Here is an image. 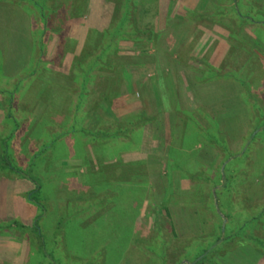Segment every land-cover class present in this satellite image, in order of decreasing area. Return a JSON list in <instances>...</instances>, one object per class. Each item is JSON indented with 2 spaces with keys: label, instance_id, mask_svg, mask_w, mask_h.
<instances>
[{
  "label": "rangeland",
  "instance_id": "obj_1",
  "mask_svg": "<svg viewBox=\"0 0 264 264\" xmlns=\"http://www.w3.org/2000/svg\"><path fill=\"white\" fill-rule=\"evenodd\" d=\"M0 126V264H264V0H0Z\"/></svg>",
  "mask_w": 264,
  "mask_h": 264
},
{
  "label": "trees",
  "instance_id": "obj_2",
  "mask_svg": "<svg viewBox=\"0 0 264 264\" xmlns=\"http://www.w3.org/2000/svg\"><path fill=\"white\" fill-rule=\"evenodd\" d=\"M124 2H127V0L125 1L124 0ZM125 19H127L126 17H125ZM136 23L138 22V21H135ZM119 38H117L116 40L117 41H115V42H112V41H110V44L112 43V45L113 44H118L119 43V40H118ZM111 46V45H110ZM114 49V48H113ZM100 63L102 64V66L101 67H103L102 69H100V73L103 75L104 74V71L106 72V71H109V72H112V71H114V67H118L120 70H122L123 71V69H124V67H123V65L122 64H119V53H117L116 52V50L114 49V51H112L111 52V50H110V47H105V48H103L101 51H100ZM116 73V72H115ZM117 74V73H116ZM124 74H125V71H124ZM69 81V80H68ZM77 84V83H76ZM117 84V80H114V83H113V85L115 86ZM67 87L69 88V84L67 85ZM74 92L75 91V89L72 87V90H71V92ZM158 105H160V104H158ZM236 105H238V103L236 104ZM235 105V106H236ZM161 106V105H160ZM102 107H103V105H100V110L102 109ZM143 116H145V114H143ZM104 117V116H103ZM142 119H143V117H142ZM103 121V119H101L100 118V123H103L102 122ZM137 122H140L139 120L137 121ZM134 125V124H133ZM126 128V127H125ZM138 130V129H137ZM133 132H136V128H134V131ZM142 133V132H141ZM140 133V134H141ZM210 138V137H209ZM213 138L214 139H216L215 141L217 142V144H218V140H220V133H219V131L217 130L216 131V133H214V135H213ZM140 139V138H139ZM128 141L129 142H133L131 139H128ZM250 149L251 148H247V152L248 151H250ZM251 152V151H250ZM2 162H3V164H4V167L5 168H11V164L9 163V161L7 160V159H5L4 157H3V159L1 160ZM236 161H238V159H235V160H233L231 163H230V165L232 166V165H234V166H236V164H238V162H236ZM3 164H0L1 166L3 165ZM200 167H199V169L200 170H197L196 172H199L202 176H206V178H205V180L204 181H195L194 183H197V185H199V186H197V188H202V189H205L208 185H217V183L218 182H220V178H221V181L223 180V177H222V175L220 174L219 175V178L217 179L216 177H214V179H210L209 177H207L208 176V169H205V166H203V165H201V164H198ZM230 165H227V167H226V169H227V171H228V169H229V167H230ZM3 167V168H4ZM2 168V169H3ZM1 169V170H2ZM206 170V171H205ZM192 178V177H191ZM193 179V178H192ZM28 181H29V179H28ZM193 181V180H192ZM212 182H213V184H212ZM228 182V180H226V183ZM193 183V182H192ZM194 183H193V185H194ZM224 187H225V185H224ZM35 192H38V187H36V190H35ZM204 192V191H203ZM203 192L200 194V199H202L200 202V204L197 202V200L194 202V212H193V215L192 216H194V217H197V219L200 221L201 220V222H199V223H201V225H203L205 222H206V217H207V212H208V210L210 209V207L211 206H209L208 204H207V202L205 201V199L203 198ZM37 194V193H36ZM29 201H30V203H34L35 201H34V199H33V197H30V199H29ZM206 208V209H205ZM160 209V208H159ZM41 210H42V208H41ZM163 210V209H162ZM161 211V210H160ZM207 211V212H206ZM197 215V216H196ZM159 222H157L158 223V225L156 226V228L157 229H160V228H162L161 230V242H159V243H157V244H161L162 243V241L163 240H166L167 242H168V247H167V249L169 248V246L171 245V244H173V240L175 239V235H174V233H175V229L174 228H171V227H167L166 226V223H165V221H164V215H162V212H160L159 213ZM221 218V216H220V214H218V213H216L215 212V216L214 217H212L211 218V220L212 221H214V222H216L217 220H219ZM193 220V219H192ZM255 220V219H254ZM158 227H160V228H158ZM22 228L23 229H25V230H27L28 232L31 230L32 232H34V234L35 233H38V231H39V228L37 227V226H34V227H26V226H22ZM34 229V230H33ZM36 231V232H35ZM235 234L236 233H234V235L233 236H235ZM39 235V234H38ZM224 236V238H225V240H224V244H226L227 243V240H229V234H228V232H225V234H223L222 235V237ZM154 239H156V236L154 237ZM177 239V238H176ZM207 240V241H206ZM206 240H204V241H202L201 242V244L199 245H196V243H192V241H189L188 243H182L183 244V246L181 245L180 246V248H182L183 249V251L181 252V253H179L178 254V252L176 253L175 251V249H173V250H171V251H168V252H166V254H163V258L161 259V258H158V256L157 255H155L156 256V260L155 261H157V264H172V263H174V264H181V259L183 258L184 259V255H185V253H186V251H190L189 249H192V246L193 245H196L200 250H201V252H200V254H199V256H198V258H197V261H195L194 263H192V264H213L212 263V261H211V255H212V253H214L215 254V251L214 250H211L210 251V249L213 247V246H210V240L209 239H206ZM164 243V248H166V242H163ZM197 247H195V248H197ZM210 251V252H209ZM169 252H173L172 253V257L171 258H168V254H169Z\"/></svg>",
  "mask_w": 264,
  "mask_h": 264
},
{
  "label": "crops",
  "instance_id": "obj_3",
  "mask_svg": "<svg viewBox=\"0 0 264 264\" xmlns=\"http://www.w3.org/2000/svg\"><path fill=\"white\" fill-rule=\"evenodd\" d=\"M13 124V126H14V129H15V132L17 131V125L15 124V123H12ZM56 126V128H57V123H54ZM13 129V130H14ZM0 130H2V126H0ZM19 131V130H18ZM56 131V130H55ZM17 133V132H16ZM0 139H2V136H0ZM4 144H5V141H4ZM4 144L3 143H0V156H1V152H3V148L4 149H6V146H4ZM6 157V156H5ZM4 157V158H5ZM5 159H7L8 160V158H5ZM2 157H0V163H3L2 161ZM3 168V167H2ZM1 168V169H2ZM3 170H6V171H8V169L7 168H3L2 170H0V171H3ZM1 175V174H0ZM2 179H0V181H1V183L3 184V187H4V191H6V193H4L5 195H7V196H9V199H6V200H0V211L1 212H5V213H1L2 215L4 214H17V212H24V207H25V205H24V201L23 200H21V201H19L18 203L15 201V199L14 200H12L11 199V196H10V190L13 188V186H14V188H17V190H19V180H17V179H15L14 181H9L6 177H4V176H0ZM5 179V180H4ZM23 181L21 182V185H22V188H24L25 189V183H24V181H25V179H22ZM3 181V182H2ZM29 184V183H28ZM3 187H1V184H0V188H3ZM16 194H21L20 192H17V193H15V192H13L12 193V195H16ZM23 194V193H22ZM19 207L21 208L20 210H19ZM4 208H6V211H4L3 209ZM17 209L19 210V211H17Z\"/></svg>",
  "mask_w": 264,
  "mask_h": 264
}]
</instances>
